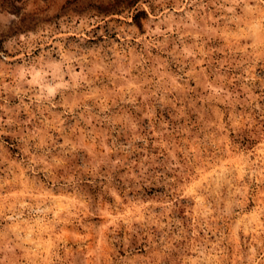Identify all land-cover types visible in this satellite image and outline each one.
<instances>
[{"label": "rangeland", "instance_id": "rangeland-1", "mask_svg": "<svg viewBox=\"0 0 264 264\" xmlns=\"http://www.w3.org/2000/svg\"><path fill=\"white\" fill-rule=\"evenodd\" d=\"M0 264H264V0H0Z\"/></svg>", "mask_w": 264, "mask_h": 264}]
</instances>
